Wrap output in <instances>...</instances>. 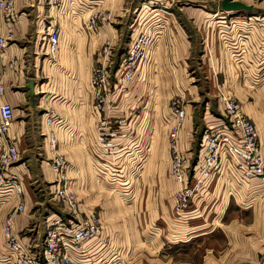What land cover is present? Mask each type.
<instances>
[{
  "label": "crops",
  "instance_id": "crops-1",
  "mask_svg": "<svg viewBox=\"0 0 264 264\" xmlns=\"http://www.w3.org/2000/svg\"><path fill=\"white\" fill-rule=\"evenodd\" d=\"M184 1L198 5L61 0L53 7L47 0H14L12 22L0 19V34L7 39L0 53V102L12 105L7 135L19 150L20 162L9 170L20 182L23 205L14 215L13 231L23 243H39L37 231L19 234L31 224V206L43 202L37 192L48 181V194L53 189L48 162L60 153L67 160L69 186L101 223L99 237L73 256L74 264H257L264 254V182L242 178L223 157L221 168L176 218L171 209L176 183L166 148L171 98H179L184 109L178 148L193 162L201 130L222 125L221 95L230 94L257 127L264 154V0H238L255 6L237 12L222 10L220 0ZM92 9L108 17L97 33L86 26ZM127 17L130 31L122 40ZM50 20L56 22L58 43L47 56L43 27ZM139 24L142 30L152 28L145 57L127 82L119 86L110 80L105 102L96 111L89 79L92 67L102 61L97 49L108 40L110 59L117 62ZM49 111L52 122L47 124ZM100 118L119 124L112 153L97 144ZM48 127L56 133L54 150L47 147ZM139 178L143 180L138 182ZM101 186L110 191L136 186L151 191L146 195H151L152 208L159 214L152 220L145 213L144 218L113 214L107 196L94 193ZM89 190L93 193L87 196ZM9 200L0 207L3 264H12L1 233L2 219L17 203Z\"/></svg>",
  "mask_w": 264,
  "mask_h": 264
},
{
  "label": "built area",
  "instance_id": "built-area-1",
  "mask_svg": "<svg viewBox=\"0 0 264 264\" xmlns=\"http://www.w3.org/2000/svg\"><path fill=\"white\" fill-rule=\"evenodd\" d=\"M48 5L59 7L61 0H47ZM14 0H0V19L11 23L14 17ZM216 15V13H215ZM214 15V16H215ZM108 19L107 14L91 10L86 18V26L91 33H97L101 21ZM230 22V21H229ZM55 20L48 21L43 43L48 54H53L58 43V29ZM137 25L135 34L120 55L116 66L111 71V44L105 40L97 49L102 61H97L92 67L89 79L93 89V108H102L110 80L119 86L127 82L138 63L145 57L149 31ZM7 39L0 34V53L3 51ZM2 86L0 85V93ZM225 120L220 126L207 127L200 132L197 156L193 162L181 153L178 148V130L184 117V109L179 98H171L168 102L172 118L166 127V148L172 175L176 188L172 192V214L180 217L189 207L191 198L204 190L206 181L223 165V157L230 162V166L238 171L242 178H259L264 182V154L261 148L257 127L252 119L242 110L240 103L230 94L221 95ZM53 112L45 116V122H52ZM13 117L12 105L0 102V191L14 193L16 204L1 222V233L4 238L6 255L12 264H74L73 256L78 257L84 252L86 243L97 239L101 231L98 214L90 212L80 215L79 201L69 186L66 176L67 160L60 153H54L49 158V168L53 175V189L49 190L52 200L59 202L66 209L67 215L63 219L54 215L45 219V228L39 243L29 246L21 241L13 231L14 215L23 210L21 203L20 182L9 168L19 158L16 144L7 135L9 124ZM120 123V122H119ZM97 144L106 152L112 153L116 143L113 138L117 135L119 124L110 125L107 120L100 118L97 124ZM44 135L47 137V147L55 149L56 133L48 127ZM108 242L107 239L104 240ZM118 259H115V261ZM251 264V263H242ZM257 264H264V254L257 260Z\"/></svg>",
  "mask_w": 264,
  "mask_h": 264
},
{
  "label": "rangeland",
  "instance_id": "rangeland-1",
  "mask_svg": "<svg viewBox=\"0 0 264 264\" xmlns=\"http://www.w3.org/2000/svg\"><path fill=\"white\" fill-rule=\"evenodd\" d=\"M160 3L162 5H166V6H172V7H177V6H188L187 3L189 5H198L197 1H184V0H177L174 2H167L166 0H159ZM158 3V2H157ZM141 4V3H139ZM155 4V3H152ZM255 4V3H254ZM21 7V6H20ZM211 17H214V15H212ZM129 17L125 19H123V21L125 20V24L123 23V28H122V40L126 39V35L128 36V33L130 31V29L128 28V20ZM47 56H50L51 54H46ZM116 60H112V65H111V71L113 70V68L116 66ZM196 151V149H195ZM19 158L14 162L13 165H17L19 164ZM133 178V176H132ZM141 178V175H140ZM138 179V182L142 181L143 179ZM50 181H48L45 185H44V189L42 188L41 191H38L37 193V198L38 201L42 200V204L38 205V202H35L31 208L29 209L28 214L31 215L30 216V223L29 225H26L21 231L19 236L22 237L24 235H34L35 232L37 231V235L40 238V240L42 239L43 236V232H44V228H45V223L43 221V219H45L44 217L47 216L48 214L50 216L52 215H57L59 216L61 219L64 220V218L67 215L66 209L63 207L62 204H60L57 201L52 200L50 197V194H48L47 191V186L49 184ZM144 182H146V180L144 179ZM71 188V187H70ZM72 189V188H71ZM74 193L75 191L72 190ZM115 192H117V195L115 194ZM86 191L82 194H85ZM93 190H89L86 195L88 196L89 194H92ZM95 194L99 195L100 198L101 197H105L107 196V200L109 202V206L108 208L110 209V211L113 214L116 215H120L122 214H133V215H139L140 218H144V213L147 216V218H149L150 220H152L154 218V216H157L155 210H153L152 206V198L151 195H146L147 193H151V191H147V190H142L141 188H138V186H136V189L134 190H124V189H117V190H105L103 188V186H101V189H98V191L94 192ZM76 198L78 199L80 205L79 208L81 210L80 215H84V214H88L90 212H94L93 210H89L87 209V205H82L81 201L82 198L79 197L77 195V193H75ZM83 196V195H82ZM122 198V200L124 201V203L120 200V198ZM81 198V199H79ZM9 199L14 200L15 199V195L14 193H10V192H4V191H0V207L2 206V204H4L5 202H7ZM10 201V200H9ZM127 202V203H126ZM155 204V203H154ZM11 212V211H10ZM96 213V212H94ZM97 214V213H96ZM39 240V242H40ZM0 264H3L4 261H2V256L0 257Z\"/></svg>",
  "mask_w": 264,
  "mask_h": 264
},
{
  "label": "water",
  "instance_id": "water-1",
  "mask_svg": "<svg viewBox=\"0 0 264 264\" xmlns=\"http://www.w3.org/2000/svg\"><path fill=\"white\" fill-rule=\"evenodd\" d=\"M219 6L224 11H239V10H251L254 4H245L238 0H220ZM27 88L32 95V81L27 83Z\"/></svg>",
  "mask_w": 264,
  "mask_h": 264
}]
</instances>
